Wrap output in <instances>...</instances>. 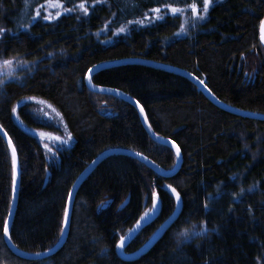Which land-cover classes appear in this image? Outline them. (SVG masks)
I'll return each instance as SVG.
<instances>
[{
	"label": "trees",
	"instance_id": "1",
	"mask_svg": "<svg viewBox=\"0 0 264 264\" xmlns=\"http://www.w3.org/2000/svg\"><path fill=\"white\" fill-rule=\"evenodd\" d=\"M263 18L264 0H212L206 14L203 0H0V125L21 170L13 244L37 253L57 243L70 189L102 151L126 148L165 169L175 165V153L151 139L132 104L88 89L89 69L129 57L166 63L198 76L228 105L264 114ZM92 81L139 102L152 130L179 145V172L164 178L134 157L112 154L79 186L62 248L24 260L3 238L14 171L0 135V264H264V121L220 109L187 78L146 64L107 67ZM41 102L72 137L54 157L36 134L56 126L41 117ZM168 185L182 197L181 213L148 252L124 261L116 244L146 212L151 193L161 212L127 252L175 210ZM192 226L207 231L177 244L176 233Z\"/></svg>",
	"mask_w": 264,
	"mask_h": 264
},
{
	"label": "water",
	"instance_id": "2",
	"mask_svg": "<svg viewBox=\"0 0 264 264\" xmlns=\"http://www.w3.org/2000/svg\"><path fill=\"white\" fill-rule=\"evenodd\" d=\"M264 21V18L263 20ZM261 21V22H262ZM261 26V25H260ZM260 37H261V43L264 45V30H262L260 28ZM129 63H137V64H146L148 66H154L156 68L159 69H164L167 70L171 73H176L179 74L181 76H183L184 78H187L192 84H194L196 87H198L200 89V91L203 93V95H205V97L210 100L215 106H217L218 108H222L223 110L229 112V113H233L234 115L240 116V117H246V118H250V119H257V120H261L264 121V114H260L258 112H250L247 111L245 109L241 110L239 108H236L235 106H231L228 105L227 103L223 102L221 99H219L216 95H214L212 93V91L210 89H208V87L206 86V84H201L200 83V78L198 76H195L193 73H191L188 70H184L180 67L177 66H171L169 64L166 63H157L154 61H149L143 58H130L129 59H118L116 61H107L106 63H100V64H96L94 67H92V71L86 74V85L88 87V89H90L91 91L95 92V93H100V94H104V95H112L118 99H122L126 102H128L129 104H132L134 106L135 109H137L138 114H139V119L142 122V125L144 126L145 130L148 132L149 136L151 137V139L154 142H158L161 144H164L165 146H169L172 151L175 153V148L172 147V141L169 138H164L160 135H158L156 132H154L150 126L149 120H147V116L145 113V110L143 113H141L140 108L141 105L137 104V100L133 97H130L127 93H125L124 91H122L121 89H116V88H112V87H105V86H100V85H95L92 81V76L99 70L107 68V67H112V66H118L121 64H129ZM89 77H91V82H89ZM143 108V107H142ZM0 135L2 138H4L8 149L11 151V155H12V160H13V154H12V150L13 148L15 149V186H16V191H15V196L13 198L12 195V201H11V208L9 210L8 213V217L6 219V221H8V226H9V236L11 237V229H12V224H13V220L15 217V212L17 209V201H18V197H19V188H20V176H21V170L19 167V159L17 156V151L16 148L14 147V143L12 141V138L8 136L7 132L5 131V129L3 128V126L0 125ZM9 140L11 141V145L9 144ZM176 144V143H175ZM177 145V144H176ZM179 146V145H177ZM180 148V147H179ZM138 152L137 151H132L126 148H111L105 151L100 152L99 155H97V157L95 159H93L87 166L86 168L78 175V177L76 178V181L74 182V184L71 187V191L70 193L72 194L71 199H69L68 196V200H67V206L66 209L68 211V217H69V221L67 226H65L64 224V220H63V234H60V238L57 241V243H55L53 246H51L50 248H48V250L45 251H41V252H37V253H29V252H24L23 250L19 249L15 244H13L12 238L9 239L7 237H4V242L7 246L8 249H10V251L12 252V254L21 259H29V260H37V259H45L48 258V256H52L54 254H56L63 246V244L66 242L67 238H68V233H69V228H70V221H71V217H72V210H73V206L75 203V197L78 193V189L79 186L86 180L88 179L89 175L97 168V166L100 164V162H102L103 160H105L106 158L110 157L112 154H117V155H128L130 157H134L137 160H139L140 162H142L144 165H147L151 170H153L155 172V174L160 175L164 178H168V177H173L175 176L178 172L179 169L182 166V152L180 150V159L177 160L176 155H175V165L172 168H163L162 166H160L157 163H154L148 156H146L145 154H140V155H136ZM145 157L147 159H145ZM14 171V170H13ZM173 187V186H172ZM167 190L169 191V193L171 194V190L168 188V186L166 187ZM174 188V187H173ZM177 191V190H176ZM178 192V191H177ZM13 193V191H12ZM172 196V194H171ZM175 200V197L172 196ZM182 197H181V203L179 206H177L176 201H175V210L173 211V213L170 214V216L165 219L164 222H162L159 227L155 230V232L148 237V239L144 242V244L138 248V250L133 251V252H127L126 251V247L129 245V243L135 238L137 237V235L140 233V231L148 226L150 223L154 222L155 219L158 217V215L161 212V202L158 205V211L155 213V215H152L150 219H148L147 221H142L141 222V227L139 229H136V224L126 230L125 232V247L123 249L117 248V253L118 255L121 256V258L124 261H134L137 260L141 255L145 254L146 252L149 251V249L154 246L159 239L167 232V230L170 228V226L173 224V222L176 220V218L179 216V214L181 213L182 210ZM152 208V206L150 207V209ZM65 209V210H66ZM10 214V215H9ZM171 218V219H170ZM139 220V219H138ZM163 226V227H162ZM132 230V231H130Z\"/></svg>",
	"mask_w": 264,
	"mask_h": 264
},
{
	"label": "snow or ice",
	"instance_id": "3",
	"mask_svg": "<svg viewBox=\"0 0 264 264\" xmlns=\"http://www.w3.org/2000/svg\"><path fill=\"white\" fill-rule=\"evenodd\" d=\"M212 3V0H203V13L206 14L208 11H209V6L211 5ZM61 5H57V7H60ZM41 7H43V5H41ZM78 7L86 14L88 12V8L85 6V3H80L78 5ZM168 8H170V11L173 13V14H176V13H179V12H182L183 10L180 9V8H176V7H172L171 5H167ZM191 7V10H192V13L194 16L198 15V8H197V5L195 3L191 4L190 5ZM152 12L154 13H157L159 14L161 9L160 8H153L151 10ZM40 15V11L39 9H37L36 11V16H39ZM60 15V13H57V16ZM35 18V17H34ZM44 19L46 20H49L51 19V14L47 15V16H44L43 17ZM157 19H163L162 16H159L157 15L156 17ZM199 19H204V16L203 15H199L198 17ZM136 23H140L142 24L143 21H136ZM261 29L264 30V21L261 22ZM4 30L3 29H0V32H3ZM121 32L124 31L123 28L120 29ZM184 31V28L183 26H181V32ZM13 63L12 60H4L2 62V66H9ZM92 69H89V72H91ZM89 82H91V77H89ZM0 83H2V81H0ZM200 83L203 84L204 81L203 80H200ZM137 104H139V102L137 101ZM140 111L141 113L144 112V109L141 107L140 108ZM13 112H15V109H13ZM59 139V138H57ZM68 139L70 140L71 139V134L69 133L68 135ZM63 143H68L67 140H64L62 141ZM9 144L11 145V141L9 140ZM172 147L175 148V155H176V158L177 160L180 159V148L179 146H177L175 144V142H172ZM50 151V149H49ZM12 154H13V170H14V174H13V198L15 196V191H16V186H15V149L13 148L12 150ZM136 155H140L139 153H137ZM145 159H147L145 157ZM168 188L171 190V194L172 196L175 197V201H176V204L177 206L180 205L181 203V196H180V193L176 191L175 188H173L171 185H168ZM243 192V189L241 190ZM72 197V194L69 193V199H71ZM151 200H152V208L149 210V211H146L143 213V215L140 216L139 220H137L136 222V229H139L142 225H141V222L142 221H147L148 219L151 218L152 215H155V213L158 211V205L160 203V198L159 196L157 195V193L155 191H153L151 193ZM10 215V214H9ZM171 219V218H170ZM68 221H69V217H68V211L67 209L65 210V214H64V224L65 226H67L68 224ZM163 227V226H162ZM132 231V230H130ZM207 231L206 227L205 226H201V229L199 231H196L195 230V226H192V228H184L182 231H179L178 232V235L180 237L183 238V240H187L189 239L191 236H200V235H203L205 232ZM61 234H63V228L61 229ZM3 235L4 237H7L9 239H11V237L9 236V226H8V221H5L4 222V228H3ZM116 247L117 248H120V249H123L125 247V237L124 236H121L120 239H119V242L116 244Z\"/></svg>",
	"mask_w": 264,
	"mask_h": 264
},
{
	"label": "rangeland",
	"instance_id": "4",
	"mask_svg": "<svg viewBox=\"0 0 264 264\" xmlns=\"http://www.w3.org/2000/svg\"><path fill=\"white\" fill-rule=\"evenodd\" d=\"M39 110L45 114L41 117L46 118L47 121L50 123L55 124L56 126L54 129H43V131L39 130L36 131V134L39 136L42 145H44L47 155L49 157H54L57 153V150H62L68 147L72 142V137L69 140L68 135L69 133L66 132L64 125L61 124V117L60 114L57 113L54 109H50L45 105L44 103H39ZM61 122V123H60ZM22 125V124H21ZM63 126V127H62ZM29 132H34V129H27ZM59 138V139H57ZM67 140L68 143H63L62 141ZM50 149V151H49ZM152 206V203L146 208V211L150 210V207Z\"/></svg>",
	"mask_w": 264,
	"mask_h": 264
},
{
	"label": "clouds",
	"instance_id": "5",
	"mask_svg": "<svg viewBox=\"0 0 264 264\" xmlns=\"http://www.w3.org/2000/svg\"><path fill=\"white\" fill-rule=\"evenodd\" d=\"M182 241H183V238L180 237V236L178 235V233H176V242H177V244L181 243Z\"/></svg>",
	"mask_w": 264,
	"mask_h": 264
}]
</instances>
